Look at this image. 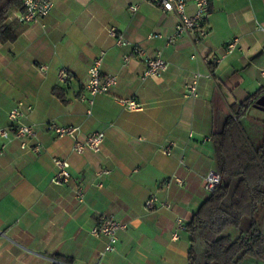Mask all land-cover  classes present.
Instances as JSON below:
<instances>
[{
	"label": "crops",
	"instance_id": "crops-1",
	"mask_svg": "<svg viewBox=\"0 0 264 264\" xmlns=\"http://www.w3.org/2000/svg\"><path fill=\"white\" fill-rule=\"evenodd\" d=\"M209 7L203 40L193 44L182 35L167 45L164 38L177 17L147 0H55L46 17L24 24L16 41L0 45V127L9 125L8 112L21 103V121L35 128L41 145L39 153H32L21 151L15 141L0 140V264H65L63 259L71 264H187L189 234L177 220L185 226L209 196L203 179L217 170L212 136L222 131L232 107L264 91V0H210ZM188 10L193 11L191 4ZM16 15L12 12L7 23ZM110 28L151 57L160 52L166 72L142 78L144 63L131 46L116 44ZM234 39L236 50L225 54ZM98 57L101 74L116 76L117 82L89 106L78 96ZM41 65L48 66L44 74ZM62 69L68 75L65 84L58 81ZM196 74L192 96L187 86ZM55 88L62 98L54 95ZM130 99L142 109H126L122 101ZM258 108L250 106L240 119L254 148L264 139V108ZM48 122L78 127L80 141L103 133L100 150L76 153L71 139L47 131ZM203 138L208 141L202 143ZM169 143L174 146L166 156L162 150ZM54 158L68 162V185L51 183ZM102 170L109 175L98 176ZM77 187L83 191L81 202ZM235 188L233 183L224 201L228 205ZM151 195L170 209L147 210L144 203ZM101 215L127 228L118 233L115 252L99 260L105 240L90 229ZM244 217L247 231L251 218ZM253 220L264 236V208ZM242 264L264 262L247 257Z\"/></svg>",
	"mask_w": 264,
	"mask_h": 264
},
{
	"label": "built area",
	"instance_id": "built-area-1",
	"mask_svg": "<svg viewBox=\"0 0 264 264\" xmlns=\"http://www.w3.org/2000/svg\"><path fill=\"white\" fill-rule=\"evenodd\" d=\"M150 4L158 8L162 13H172L177 17V24L174 26L170 35L166 36L165 42L167 45H174L178 38L182 35L189 36L193 44L199 43L208 34L207 22L210 16V0H147ZM55 0H23L22 10L17 11L16 21L21 24L35 23L46 17L54 7ZM193 6V11L189 12L188 6ZM134 12L135 7H130ZM108 35L112 37L118 46H131L134 55L139 58L145 65V71L142 78L161 77L167 70L168 64L162 58L160 52L151 57L147 55L138 46L132 45L125 40L122 35L114 28L108 30ZM151 38H158V35H151ZM238 40L234 39L229 42L225 48V54H232L236 50ZM193 57V56H192ZM129 61V57L124 58V63ZM101 57H98L88 69V81L83 88V91L78 96L79 102H84L89 106L93 105L94 98L98 95L108 94L111 87L116 82V76H103L100 71ZM40 73L44 74L48 70V66L41 65L38 67ZM264 74V72H262ZM200 75L194 76V81L187 86V91L190 95L196 96V85ZM58 81L65 84L68 81V75L64 69L58 73ZM124 107L131 111L142 109V105L135 100H123ZM90 113V111L88 112ZM24 116L22 104H17L8 112L9 125L0 127V140L6 143L17 142L21 151L39 153L41 145L36 140V130L32 125L25 124L21 121ZM46 129L49 133L57 138H69L73 141V150L82 154L84 151L98 152L104 140L103 133H96L87 136L84 141L78 138L79 128L74 126H59L53 122L46 124ZM189 138H193V134L189 133ZM207 138L202 139V143L207 142ZM174 143H169L164 148L163 154L171 155V148ZM4 146L0 149V154ZM53 164L56 168V173L51 179V183L56 186L68 185L71 181L69 172V164L64 160L57 158L53 159ZM108 170H102L98 176L109 175ZM177 184L182 185V181L175 178ZM221 184V177L217 170H210L203 179L204 190L211 194ZM75 195L78 201H82L83 191L80 187L75 190ZM147 210L153 211L158 208L170 209V204L167 202L158 201L151 195L144 203ZM177 225L183 229V222L178 219ZM127 225L116 221L111 216H99L96 224L90 229V234L96 238H103L105 244L103 249L98 254V259L101 260L107 254L113 253L116 250L118 242V233L125 231Z\"/></svg>",
	"mask_w": 264,
	"mask_h": 264
},
{
	"label": "trees",
	"instance_id": "trees-1",
	"mask_svg": "<svg viewBox=\"0 0 264 264\" xmlns=\"http://www.w3.org/2000/svg\"><path fill=\"white\" fill-rule=\"evenodd\" d=\"M23 0H0V45L12 43L26 30L18 21L7 23L12 12L22 10ZM54 95L62 98L58 88ZM264 91L249 96L237 108L232 107L221 132L212 136L217 170L221 184L200 205L184 229L189 234L187 264H242L247 257L264 262V236L258 234L253 216L264 208V139L252 147L240 124L250 106ZM236 183L234 201L225 199ZM251 218L246 232L240 231L241 218ZM233 228L239 231L236 238L224 233ZM65 264L70 260L63 259Z\"/></svg>",
	"mask_w": 264,
	"mask_h": 264
},
{
	"label": "rangeland",
	"instance_id": "rangeland-1",
	"mask_svg": "<svg viewBox=\"0 0 264 264\" xmlns=\"http://www.w3.org/2000/svg\"><path fill=\"white\" fill-rule=\"evenodd\" d=\"M258 110H261V109L258 108ZM247 225H249V219L246 217H243L241 219L240 231H243V232L246 231L245 226H247ZM224 233H226V234L230 233V234L236 235V234H239V231H236L233 228H229Z\"/></svg>",
	"mask_w": 264,
	"mask_h": 264
},
{
	"label": "water",
	"instance_id": "water-1",
	"mask_svg": "<svg viewBox=\"0 0 264 264\" xmlns=\"http://www.w3.org/2000/svg\"><path fill=\"white\" fill-rule=\"evenodd\" d=\"M256 105L259 108H264V96H261L257 101H256Z\"/></svg>",
	"mask_w": 264,
	"mask_h": 264
}]
</instances>
